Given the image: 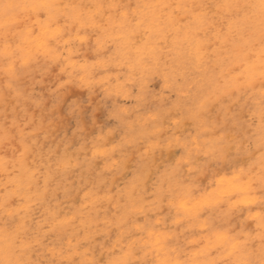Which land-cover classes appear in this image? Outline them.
Returning <instances> with one entry per match:
<instances>
[{"label":"bare ground","instance_id":"bare-ground-1","mask_svg":"<svg viewBox=\"0 0 264 264\" xmlns=\"http://www.w3.org/2000/svg\"><path fill=\"white\" fill-rule=\"evenodd\" d=\"M96 1L97 0H0V103L6 98L4 90H2V83L4 81L13 80V78L19 80L20 78L18 77L20 75L33 73L38 68L45 69L48 66H57V63L61 64L60 67L58 66V70L62 73L64 72L63 74L69 70L70 73L67 74L69 78H77L87 85L100 84L102 87L108 86V89L116 96H119L121 99L124 98L125 100H129L131 92L127 88V85L130 84L136 87L139 85L142 89L140 92L143 91L144 93V91H146L148 81L145 82L147 86L143 81L139 84L137 82V80L140 82L138 76L141 75V80H150L151 73L147 75L144 73V75L139 66L142 62H145L144 64L147 62L153 65V60H155L156 55H158L156 54L154 57V52H156L158 48L161 52L160 47L164 46L162 44L167 42V40L169 41V39L172 40V29L169 31L168 28H172L174 22L175 29L173 31L175 35H178L176 36L178 39L180 37L178 41H184L186 39L185 37L188 39L189 36H186L187 33H193L196 37L200 35L202 36V40L203 35L206 38L212 36L214 39L218 37L217 39L222 40V46L220 47L219 45L221 49L216 48V46L214 47L211 42L210 45H208L209 47L206 46L208 51L212 45L215 49L212 48L213 52L205 51V47L203 48L201 46V42L199 43L203 51L200 50V48L199 52L196 48L197 52H199V55L202 57L205 56L204 51L206 55L207 53L210 56L211 54L213 55V57H211L214 58V67H216V70L219 69L218 71H220L219 76L217 72L215 73H217L219 80H221L220 85L217 82L215 83L217 77L214 73L213 75H215L216 78H211V81L214 78V83H210L211 81L208 82L212 84V89L210 92L211 95L207 97H213L212 100L217 102V104L215 103L216 106L213 111L209 109L210 106H207L208 111L201 113L203 112L201 111L202 109L200 110L201 112L196 109L194 107L195 103L193 104L192 101L194 110L189 111L193 113L192 117L195 116V118H198V120L192 119L198 122L197 125L200 129L208 126L209 122L206 118L209 117L210 114H214L215 111H218L220 108L225 110V114H229L231 108L229 107L227 111V108L223 105L226 101L230 102L243 99L241 98L242 94L246 95L248 91L251 92L253 90L261 92L264 88V25H262V16L259 7H248L249 5H259L260 0H157L154 4L157 5L159 3V12L161 14L156 19L152 18V16L145 17V15H141L139 11H135L134 15L124 13V9L121 7L120 3L121 8H119V10L122 9L120 13L124 14L121 17L118 15V18L116 15V18H120V20L123 18L121 21L122 26L130 25L129 28L131 31L129 32L132 33V35H130L134 38V35L138 34L135 36H138L140 39L136 41L132 39L128 43L129 47L126 46L127 44L125 43L127 42H125L124 44L128 48L126 53V50H123L125 54L120 50L122 47L120 45L122 43L120 40L119 42L121 43L117 44V46L120 45L121 47L117 50V47L113 46L116 50L111 53L109 46H107V43L111 41L110 38H108V42L106 40L96 39L93 43V45L95 44L93 50L90 52L92 55L91 58L94 60L91 61L86 57V54L81 53V51H88L90 49V47H88L90 46L88 44V39L90 36L93 37L92 35H88L87 37L86 33H84V24L87 19L84 22L83 18L90 17V15L94 16L95 11L101 14L105 12V10L108 11L109 7L111 8L110 5H107L108 7L105 5V0L103 1L104 8L105 6L107 7L105 9L102 7V0L101 3ZM113 1L112 3H114ZM116 1L114 3L115 5ZM130 1L131 0H129V2ZM108 3L112 5L111 0L107 2V4ZM117 3L119 4V2ZM114 4L112 5V10L115 8ZM133 4L136 3L133 2ZM140 4L141 3L137 6ZM3 5H12L14 7L5 8ZM34 5H43L44 7L42 9L34 8ZM118 6L116 7L118 8ZM131 8H133L132 5ZM83 9H87L90 13L93 12L94 14L92 13L85 17V15H82ZM85 11L86 10H84V12ZM88 11L85 13H88ZM109 11L107 13H109ZM116 11H114L115 14L119 12ZM110 14L111 12L109 15ZM99 15L97 14L95 16L98 17ZM128 15H132L134 18ZM105 16H108V14H104V17ZM89 17L88 22H90L91 19ZM110 18L111 17L108 19L106 18V20L110 22ZM134 20H136V23L132 24ZM113 22L114 21L109 24L113 25L117 21ZM202 23L205 25L207 24V27L202 28V26H205ZM105 24L107 25L108 22ZM248 24L251 28L247 27V29L249 28L250 30L244 33L245 30H247H244V26H248ZM134 25L135 27H133ZM90 26L91 25H89V27ZM92 27L94 28L95 26L92 24ZM108 27L110 28V25ZM114 27H116L115 24ZM138 27L142 29L139 32L136 31ZM99 28L100 27H98V29ZM105 29L106 28H104V30ZM114 30L115 29H112L110 32L106 30L109 37ZM125 34H127V31L121 36ZM145 35L148 38V43L145 45L146 48L143 44ZM91 37L90 39H92ZM103 37L101 36V38ZM118 37L121 38L118 34L116 41ZM125 38L130 39V36H125ZM111 39L115 40V38ZM192 39H195V37H191V40ZM217 39L216 42L218 43ZM206 40L203 42L207 43ZM216 42H214V44ZM175 43V41L171 43L174 44L172 45L174 47L170 48L174 49L176 47ZM188 43L189 44H187V42L182 44H185L187 48L188 45L191 46L189 41ZM195 43H197V41H195ZM177 45L179 46L180 43ZM204 45L206 44L204 43ZM167 46L169 48V45ZM122 48L124 49V46ZM164 48H167L166 45ZM180 48L174 49L178 51V53H175L176 51L174 52L173 50L168 51L174 52L173 57H175V54L185 57L184 54H186V51L179 54ZM182 49L184 48H181V51ZM194 50L192 48V51ZM166 51L162 52L167 55ZM189 51H191V48ZM120 53L124 55L123 58H125L126 61L125 59L123 61ZM172 53H168L170 58H172ZM164 57L163 59L166 60V62L167 60L169 61V59H165L167 57ZM206 57L203 59H206ZM161 58H159V60H161ZM177 58L173 59L176 60ZM209 58L206 60H209ZM177 60H173V62L177 63ZM206 60L205 62L207 63ZM179 61L180 60H178V62ZM211 61H213V59L208 62ZM144 64L143 66H145ZM169 64L170 63L167 65ZM171 64L174 66V63L171 62ZM179 64L181 65L180 62ZM158 66L160 68L163 67V65L160 66V64ZM189 66H186L187 70H189ZM165 67L169 68V66ZM162 70L163 69H161V71ZM181 70H183V68ZM156 71L158 73L157 69L155 72ZM176 71L177 69L174 72ZM220 75L223 76L222 79H220ZM206 78L209 79L207 76ZM167 81L170 82L169 80ZM208 83H204V85H208ZM186 89L187 88H185V90ZM190 90L192 89L188 91ZM180 91L183 92L181 96H185L187 93V91L184 92L183 88ZM138 94L140 93L138 92L137 96H139ZM258 94L256 96H258ZM261 94L260 96L262 97L263 93L261 92ZM141 95L142 93L140 96ZM245 95L244 98H246V96L248 97V94ZM249 96L251 97V95ZM207 97L204 96L205 103ZM190 98L192 100V97ZM254 98L256 97L254 96ZM195 100L197 101V99ZM260 103H258V105H260ZM186 105L188 106V103ZM190 109H192V107H190ZM122 112H125V110H122ZM161 113L163 112H160V115ZM260 113L263 114L264 112L260 111ZM157 114L147 116L143 122L146 127L151 123L154 124L158 122L159 126L162 128L157 130V133L154 135L155 137H157L158 134L160 135L162 130H166L164 127L166 120L162 119L160 122V117L157 116ZM163 115H165V113ZM257 116H259V113ZM262 120H264V118ZM250 121L252 120L250 119ZM261 124L258 127L263 126L264 123ZM258 129L261 130V128ZM205 133L207 136L209 131L206 130ZM262 134L263 135L260 137L261 145H259V147H262L260 149H262L263 154L261 153L262 155L255 161V166L253 168L247 170L233 169L229 174L221 173L222 175L219 177H215L218 175L213 176L209 182L204 184H198L196 180L191 178L190 170L185 171L181 166L174 167L171 171L165 172L162 180L174 196L172 202L168 204L169 209L173 211V215L170 222L161 220L155 223L150 220L151 213L157 209H161L162 206L161 203H159L157 209H148V205L145 201L146 192L144 191L147 176H144L145 174L142 175V173L151 171L153 163H151V165H144L141 175L136 180L139 184L126 189L123 196L125 204L120 206L119 210L118 208L115 209L119 212L116 218L101 216L100 209L103 206L98 204L95 198H89L91 204H87L89 200L84 198L82 207L76 213V217L71 221H65L66 219L60 221L58 216H60L61 211L59 210L58 212H45L46 218L44 221H39L38 224H35L37 211L35 208L32 210L33 203H39L38 205L44 208L49 203L47 199L56 200V192L52 188L53 179L48 173L41 180L42 185H38V179L35 177V165L28 162L26 159H22L15 168L6 166L2 162L3 157L0 151V264H99L100 260L97 259L98 256L90 253L91 249L89 248L84 249L85 251H79V244L82 240H85L92 247V245H94V238L97 234L105 232V235H107L113 230L119 233L116 247L119 249L121 255L115 256L113 254L114 248H111L106 256V264H216L220 257L219 255L216 258L213 257L214 250H218L220 256L224 257L229 264H238L239 261L250 260L255 256L252 255L251 246L247 241H239L242 236H231L230 230L223 227H214L216 222L212 223L210 220H203V217L205 215H211L210 218H221L224 223L229 224L230 218L233 216L239 217L240 215H248L258 227L264 228V222H262L261 219L263 208L261 207L262 203L258 197L259 188L257 187L260 186V189L264 187V133L262 132ZM210 135L213 136V133ZM209 142L208 140H202L201 144L203 145H198V142H195L196 145H191L188 148L190 155L198 154L201 150H205L208 155H215L216 153L224 154L227 152L228 145H218V143L211 145ZM22 147L24 150L26 149L25 145H22ZM102 147L104 146H100V148ZM104 152V150L100 149L97 150L95 154L104 155ZM88 160L89 159L82 160L81 165L85 166ZM62 163V166L67 168V166H70L71 161L68 159L67 161H62ZM77 164L78 162L76 165ZM13 174L14 176L11 177ZM204 176L206 177V175ZM104 180L103 178V181ZM108 204L109 201L107 199L106 205ZM105 208L106 210L110 209L107 206H105ZM1 214L5 215L1 216ZM141 216L147 219L144 226H138ZM46 227L51 228L52 231H60L62 235L61 238L49 244L52 246L50 248L49 245L47 248L39 246V241L49 237L44 230ZM191 227H194L195 230L191 231ZM110 228L113 229L108 231ZM186 229H189L188 231L191 233L189 239L192 236L185 244L191 245L192 248L190 247V249H182L181 246H178L180 237H184L188 232ZM138 233L143 234V238L136 239L135 235ZM36 234L38 235L33 236ZM195 234L199 235L198 239L193 238ZM221 234L224 235L226 239H218V236ZM201 242H203L205 246L196 250ZM35 246H38L39 249H36ZM38 250L48 251L50 255L49 259L42 260L41 258H34ZM238 252L239 255L237 254ZM75 257H77V261Z\"/></svg>","mask_w":264,"mask_h":264},{"label":"rangeland","instance_id":"rangeland-1","mask_svg":"<svg viewBox=\"0 0 264 264\" xmlns=\"http://www.w3.org/2000/svg\"><path fill=\"white\" fill-rule=\"evenodd\" d=\"M103 1L104 0H102V2ZM105 1V5H110L112 8V5L116 0H111V3L112 1L114 2L112 5L110 3L107 4L110 0ZM120 1L117 0L116 5L114 4L116 9L114 8L112 10L110 7L108 8L109 10L111 9L108 11L109 13L111 12L110 15L112 16H110L106 10L101 14L96 11L95 14L93 12L90 13L87 9L82 10L83 12L84 10L88 11V13H85L86 11L84 13L82 12V15H85V17L86 15L88 16L89 14H94V16H88L91 18L90 22H88V17L85 19L83 18L84 22L87 19L84 24V33H86L87 37L88 35H92L93 37L90 36L92 39H90V37L88 39V44L90 45L88 47H90V49L88 51H81V53L86 54V57L91 61L94 60H92L90 52L93 50L95 45H93V43L96 39L109 41L108 38H110L111 41H107V46H109L111 53L116 50L113 46L117 47V50L121 46H124V49L121 47L120 50H126V53L128 50L127 47H129L128 43L132 39H134V41L140 39L138 36H135L138 34H135L134 38L131 36L132 33L129 32L131 31L129 28L130 25L122 26L121 21L123 18L121 20L120 18L117 19L118 15L119 17H121L124 13L134 15L135 11H139V13H141V15L144 14L145 17L152 16V18L156 19L161 14L159 12V3L157 5L154 4L157 0H131L130 2L129 0ZM96 2L101 3V0H97ZM117 2H119V4ZM133 2L136 4H133ZM120 3L121 7L128 11L123 10L124 13L121 14L120 12H122V9L119 10V8H121ZM139 3L141 4L137 6ZM101 4L103 5L104 2ZM131 5L133 8H131ZM106 6L105 8L108 7ZM116 6H118V8ZM102 7L105 9L104 5ZM184 10L189 11L188 9ZM114 11H116L117 14H115ZM106 13L108 16L104 17V14L107 15ZM97 14L100 15L97 17L95 16ZM132 15L128 16L134 18ZM109 17H111L110 22L117 21L115 23L113 22L116 27H114V24H109L110 22L106 20V18L108 19ZM104 22H108V24L106 25ZM91 23L95 26L94 28ZM134 23H136V20L132 22V24ZM89 25L91 26L89 27ZM97 25L100 27L99 29ZM109 25L110 28L108 27ZM133 27H135V25ZM174 27L175 22L173 23L172 28H168L169 31L172 29V40L169 39L170 42L167 40V42H165L166 44H162L164 46H159L160 50L161 52L166 51L168 48L167 45H169V48L174 47L172 46L174 44H171L174 41L176 42V47L174 49H178L181 46V48L185 49V44L182 43L187 42V44H189V41L191 46L188 45L187 48L185 50L182 49V51L181 48L179 49V54L186 51V54H184L185 57L179 56L178 54H175V57H173V54L176 51L173 48H170V50L169 48L167 49V55L164 52L161 53L158 48L153 55L154 57L156 54L159 56L156 55L155 60H153V65L147 62L146 64H144L145 62L140 64L137 60L140 64L139 68L141 67L140 69L143 71V74L145 73L147 75L148 73H151V79L141 80V75L138 76L140 82L138 80L137 82L139 84L142 83V81L144 84L148 81V87L144 93L143 91L140 92L142 89L139 85L137 87L130 84L127 85V88L131 92L129 100H125L124 98L121 99L119 96H116L108 89V86L102 87L100 84L87 85L77 78H69L67 76V74L70 73L69 70L65 74H63L64 72L62 73L58 70V66L60 67L61 65L60 63H57V66H48L45 69L40 68L41 70L38 68L33 73L20 75L18 77L20 78L19 80L13 78V80L4 81L2 83V90H4L6 97L5 100L0 103V151L1 156L3 157L2 162L6 166H10L12 168H15V166H17L22 159H26L28 162H31L35 165V177H37V184L40 186L42 185L41 180L48 173L53 179L52 188L56 192V200L47 199L49 203L44 208L38 205L39 203H33L32 210L35 208L37 211L35 224H38L39 221H44L46 218L44 213L47 211L58 212L60 210L61 214L58 216V219L60 221H63V219H66L65 221H71L76 217V213L82 207L84 198L89 200L87 204H91L90 199L95 198L98 204L103 206L100 209L101 216L106 218H116L119 215V212L115 209L118 208L119 210V207L125 204L123 196L126 189L139 184L136 180L141 175L144 165H151V163H153L151 171L142 173V175L145 174L144 176H147L146 186L144 188V191L146 192L145 201L148 205V209H157L159 207V203H161L162 208L153 211L151 213L150 220L154 223L161 220H167L170 222L173 211L169 209L168 204L169 202H172V198L174 196L162 180L165 172L171 171L174 167L181 166L185 171L190 170L191 178L196 180L198 184H204L209 182L215 175H218L215 177H219L222 175L221 173L229 174V172L231 173L233 169L247 170L255 166V161L263 154L262 149H260L262 147H259V145H261L260 137L263 135L262 132L264 133V130H262L264 129V120H262L264 118V113H260V111L264 112V88L261 91L263 93L262 97L260 96L261 92L253 90L251 92L248 91V93L245 92L246 95L248 94V97L245 94H242L241 98L243 99L233 100L230 102L226 101L223 103V105L227 108V111L229 107L231 108L229 114H225V110L220 108L211 115L209 113L210 110L213 111L216 106L215 103L217 104V102L212 100L213 97L208 98L211 95L210 92L212 89V84L210 83L214 81V78L212 81L211 78L215 77V75H213L215 72H217L219 76L220 71H218L219 69L216 70V67H214V58H212L213 55L209 53L211 54V57L207 53L210 57L209 58L205 51H207L206 46L210 45V42L214 47L216 46V48L221 49L222 40L217 39L218 37L214 39L210 35H206L210 36L207 38L203 35L202 40V36L199 35L196 37L190 32L191 34L187 33L186 35L189 36L188 39L190 40L185 37L186 39L184 41L182 40L183 42L181 40L178 41L180 37L178 39V37H176L178 35L174 34ZM203 27L206 28L207 24L202 26V28ZM247 27H249V24L248 26H244V30L247 29ZM89 28L93 29L90 30ZM104 28L106 29L104 30ZM111 28L117 31L114 30L109 37L108 32L112 30ZM249 28L245 30L244 33H247V31L250 30ZM87 29L89 30L86 31ZM141 30L142 29L138 27L136 31L139 32ZM125 31H127V34L129 35L125 34L123 35V38L121 35ZM115 32L119 34L122 40L118 37V40L116 41L118 34ZM101 36L104 37L101 38ZM125 36H130V39L125 38ZM191 37H195V39L191 40ZM111 38H115V40ZM208 38L213 42L211 40L209 41ZM216 39L219 44L216 42ZM119 40L123 43V45L119 42ZM205 40L207 43L203 42ZM195 41H197V43H195ZM143 42L144 47L146 48L145 45L148 43L146 35L144 36ZM178 42L180 43L179 46L177 45L179 44ZM199 42H201V46L203 48H206H204L205 56L201 54L204 57L199 55V49H203ZM214 42H216L217 45L216 43L214 44ZM124 43L127 44V47ZM204 43L206 45H204ZM117 44H120L121 46H117ZM165 45L167 48H164ZM211 46L210 50L207 52H213L214 48ZM190 48L191 51H189ZM192 48L195 50L192 51ZM196 48L199 52H197ZM168 50H173L174 52L172 53ZM124 51L123 54H125ZM168 53H172V58H170ZM175 53H178V51ZM121 56L122 58L124 57L122 54ZM206 56L209 60H206L208 59ZM163 57L165 59H169V61L172 60L171 62L174 63V66L168 60L166 62ZM205 57L206 59H203ZM159 58H161V60H159ZM173 58L180 60L179 62L181 65L177 59V63L173 62V60L176 61ZM124 59L125 58H123V61ZM212 59L213 61L208 62ZM168 63L170 64L167 65ZM143 64L145 66H143ZM159 64L160 66L163 65V67L160 68L158 66ZM164 65L169 66V68L167 67V69ZM187 65L190 67H188L189 70H187ZM182 68L183 70H181ZM156 69L158 70L159 75L157 71L155 72ZM161 69L163 70L161 71ZM176 69L177 73L174 72ZM217 73H215L217 77V81H215V83L217 82L220 85L221 80H219ZM206 76L209 79H207ZM222 77L223 76H221L220 79H222ZM167 80H169L171 84ZM204 83H208V85H204ZM188 85L194 86L190 87ZM202 86L203 88L205 87V90ZM182 88L184 89V92L187 91L185 96H181V93L183 92L180 90H182ZM185 88L187 89L185 90ZM189 89L192 90L188 91ZM138 92L140 94L142 93V97L140 94H138L140 97L137 96ZM257 94L258 96H256ZM244 95L246 98H244ZM249 95H251V97ZM253 95L256 98H254ZM204 96H208L206 98L208 103L207 101L205 103ZM190 97H192V100ZM195 99L200 101L197 102ZM192 101L193 104L195 103L194 107L196 109L199 111L202 109L201 111L203 112L200 111L201 113H204V111L207 112V109L210 106V110L208 112L210 116L206 118L209 122L208 126L200 129L197 125L198 122L192 119L194 118L198 120L195 116L192 117V112L190 113L191 110H194ZM260 102L263 103L261 104ZM184 103H188V106ZM258 103H260V105H258ZM190 107H192V109H190ZM122 110H125V112H122ZM160 112H163L161 115L165 113V115H163L164 117L160 115ZM258 113L259 116H257ZM152 114H157V116L160 117L159 121H162V119L166 120L164 125L166 130H162L160 135L158 134L157 137L154 135L157 133V130L162 128L159 126L158 122L154 124L151 123L147 127L143 124L144 119ZM250 119L252 121H250ZM261 123L263 126L258 127ZM258 128H261V130ZM206 130H208L210 134L213 133V136L209 133L206 136ZM202 140L210 141L209 143L211 145H214L215 143H218V145H228L227 152L224 154L216 153L215 155H208L205 150H201L198 154L190 155L188 148L191 145H196L195 142H198V145H203L201 144ZM22 145L26 146L25 150ZM100 146L104 147L100 148ZM100 149L105 151L104 155L95 154V152ZM68 159L71 161V164L70 166H67V168H64L62 166V161H67ZM85 159L89 160L86 162L87 164L85 166H82V160ZM77 162L78 164L76 165ZM204 175H206V177ZM13 176L14 174L11 177ZM103 178L105 179L104 181ZM257 187L259 188L258 197L262 203L261 207L263 208L262 217H264V187H262V189H260V186ZM107 199L109 201L108 205H106ZM105 206L110 209L106 210ZM4 215L5 214H1V216ZM210 217L211 215H205L203 220H210L212 223L216 222L214 227H223L230 230L231 236H242L239 241H247L251 246L252 255L255 256L250 260L253 261L254 264H260L262 255H264V246H262L264 228L258 227V225L251 218H249L248 215H240L239 217L233 216L230 218L229 224L224 223L221 218ZM146 220L147 219L141 216L138 226H144ZM112 229L113 228H110L108 231ZM190 229L191 231L195 230L194 227H191ZM44 230L49 237L39 241L40 247L42 246L47 248L49 244L62 237L60 231H52L49 227H46ZM37 235L38 234L33 236ZM118 235L119 233L116 230L111 231L107 235H105V232H100V234L95 236L94 245H92V247L85 240H82L79 244V251H85L84 249L89 248L91 249L90 253L98 256L97 259L100 260L99 264H106V256L111 248H114L113 254L115 256L121 255V253H119V249L116 247ZM189 235H191V233L188 231L184 237H180V243L178 246H181L182 249H190L191 245H185L192 238L191 236L189 239ZM143 236V234L138 233L135 235V238L141 239ZM193 238L198 239L199 235L195 234ZM204 246L205 244L201 242L199 246H197L196 250H199ZM50 247L52 246L49 245V248ZM35 248L39 249L38 246H35ZM237 254L239 255V252ZM218 255L220 259L216 264H229L224 257L220 256L218 250H214L213 257L216 258ZM49 256L48 251L38 250L36 251L34 258L36 257L46 260L49 259ZM75 258L77 261V257Z\"/></svg>","mask_w":264,"mask_h":264},{"label":"snow or ice","instance_id":"snow-or-ice-1","mask_svg":"<svg viewBox=\"0 0 264 264\" xmlns=\"http://www.w3.org/2000/svg\"><path fill=\"white\" fill-rule=\"evenodd\" d=\"M3 7L8 8V7H14V6L3 5ZM16 7H18V6H16ZM33 7L42 9L44 6L43 5H34ZM248 7H259V9L261 11V16H262V25H264V0H260L259 5H249ZM261 219H262V222H264V217H262ZM218 239L223 240V239H226V237L221 234L218 236ZM262 246H264V238H262ZM238 264H254V262L251 260H242V261H239ZM260 264H264V255H262V259L260 261Z\"/></svg>","mask_w":264,"mask_h":264}]
</instances>
